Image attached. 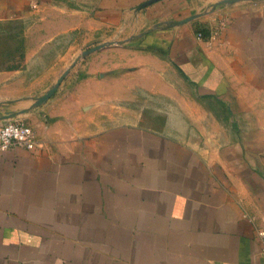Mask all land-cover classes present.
<instances>
[{
    "label": "crops",
    "instance_id": "1",
    "mask_svg": "<svg viewBox=\"0 0 264 264\" xmlns=\"http://www.w3.org/2000/svg\"><path fill=\"white\" fill-rule=\"evenodd\" d=\"M35 9L40 46L0 68V124L37 139L0 153V264H264V0H0V21ZM82 41L124 42L103 55L151 52L154 71L178 74L182 128L79 129L109 101L64 80ZM102 47L83 50L90 66ZM19 72L44 76H2Z\"/></svg>",
    "mask_w": 264,
    "mask_h": 264
},
{
    "label": "rangeland",
    "instance_id": "2",
    "mask_svg": "<svg viewBox=\"0 0 264 264\" xmlns=\"http://www.w3.org/2000/svg\"><path fill=\"white\" fill-rule=\"evenodd\" d=\"M255 1L258 0H244V2L248 3ZM228 5L230 4L228 3ZM52 11L46 10V13L52 15ZM39 15H41L40 10L35 9L28 16L0 21V68L5 65L13 69L21 68L26 57L25 50L40 46V41L36 38L40 27L34 24ZM44 27L41 28L42 31H44ZM24 34L27 35V38ZM86 42H76V47L72 49L73 60L67 65L69 72L65 73L64 80L72 82L70 85L72 87L82 83L80 91L84 94V97L87 94L86 81L93 80L95 82L94 99L101 102L102 96L105 95L109 98V101L95 105L96 108H99V111H97L99 114L96 113V119L93 122L80 121L79 129H82L85 134H90L114 124L135 123L136 121L147 125L171 128L176 131L182 128L183 113L187 112L189 108L188 105L184 104V100L185 98L189 100L192 95L188 88L175 89L173 83L175 85H183V81L178 74L168 72L169 68L164 72L154 71L155 68L152 65L154 61H160V59L156 58V56L152 57L151 52L144 51L143 55H137L136 57L134 55L125 56V54L119 55L116 53H112L109 56L103 55L104 49L110 47L122 48L125 45L124 42L113 41L108 43L106 41H95L94 44ZM53 45L52 43L49 46L54 48ZM97 45L104 46V48L102 47L98 51H88V55H92L91 61L93 62V65L90 66L88 64L90 61H87L88 56H85L86 53L83 50ZM43 47L45 48V46ZM81 56L85 57L81 58ZM78 58L80 59L77 61ZM47 59L43 58L42 63H48L49 60L47 61ZM106 59L113 65L121 62V66L112 67L108 71H97V67L103 66V63L105 65ZM87 64L94 69L92 73L87 74L85 71L70 73L75 66L83 65L82 68H85ZM2 76H9L14 81H22L37 79L44 76V74L19 72ZM105 79H111L112 81H117V83L109 89L103 88ZM120 79L126 81V87L119 84L118 81ZM16 86L20 87L18 84ZM16 90H19V88H16ZM90 106L86 105L84 110H89L87 108H90ZM170 115L175 116L174 121L167 119V116ZM137 117H141V120H137ZM197 135H199L198 131H196L194 136L198 137Z\"/></svg>",
    "mask_w": 264,
    "mask_h": 264
},
{
    "label": "built area",
    "instance_id": "3",
    "mask_svg": "<svg viewBox=\"0 0 264 264\" xmlns=\"http://www.w3.org/2000/svg\"><path fill=\"white\" fill-rule=\"evenodd\" d=\"M201 33L199 37H201ZM14 146H21L26 149H34L37 146V139L34 130L30 125L21 121H8L0 124V153ZM257 236L264 254V230L257 231Z\"/></svg>",
    "mask_w": 264,
    "mask_h": 264
},
{
    "label": "water",
    "instance_id": "4",
    "mask_svg": "<svg viewBox=\"0 0 264 264\" xmlns=\"http://www.w3.org/2000/svg\"><path fill=\"white\" fill-rule=\"evenodd\" d=\"M159 0H147L148 3L157 2ZM53 93V90H50L46 96H44V99L49 97Z\"/></svg>",
    "mask_w": 264,
    "mask_h": 264
}]
</instances>
